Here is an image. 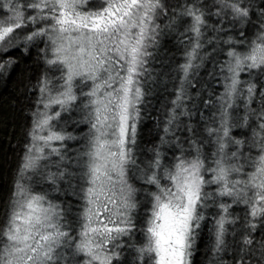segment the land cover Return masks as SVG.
Listing matches in <instances>:
<instances>
[{"label": "snow or ice", "instance_id": "snow-or-ice-1", "mask_svg": "<svg viewBox=\"0 0 264 264\" xmlns=\"http://www.w3.org/2000/svg\"><path fill=\"white\" fill-rule=\"evenodd\" d=\"M15 49L0 264H264V0H0Z\"/></svg>", "mask_w": 264, "mask_h": 264}, {"label": "trees", "instance_id": "trees-1", "mask_svg": "<svg viewBox=\"0 0 264 264\" xmlns=\"http://www.w3.org/2000/svg\"><path fill=\"white\" fill-rule=\"evenodd\" d=\"M170 53L174 63L180 62V54L177 47L170 44L165 45ZM19 59V64L14 66L6 78L0 79V194L6 190L10 180L12 169L15 167L17 153L20 150V141L22 140V127L24 117L19 110V106L13 107L12 101L16 99L19 91L18 80L29 74L32 69L29 65L32 63L31 56H25L19 49L12 50L8 53ZM171 90V85H169ZM163 89L157 92L159 100L163 99L161 95ZM166 95L167 93H163ZM154 105L159 108L158 100L153 101ZM162 117V109H161ZM157 116L156 111H151L149 118L142 122L141 140L144 143L151 142L156 138V127L154 118ZM210 249V239L207 228H205L196 242V250L193 254V264H208Z\"/></svg>", "mask_w": 264, "mask_h": 264}]
</instances>
